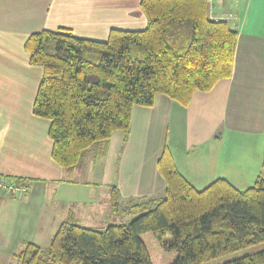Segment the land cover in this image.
<instances>
[{
	"label": "crops",
	"instance_id": "0c3cea01",
	"mask_svg": "<svg viewBox=\"0 0 264 264\" xmlns=\"http://www.w3.org/2000/svg\"><path fill=\"white\" fill-rule=\"evenodd\" d=\"M140 1L0 0V177L22 189L0 194L2 264H15L24 243L46 250L70 219L103 228L132 201L163 197L157 162L165 147L198 190L216 179L247 187L264 172V0H209L210 18L237 32L229 78L195 91L185 108L162 94L151 107L135 106L126 142L113 132L105 149L88 150L70 172L52 160L50 122L32 114L43 69L30 64L26 40L62 29L93 41L112 29L144 30ZM113 189L121 211L111 209Z\"/></svg>",
	"mask_w": 264,
	"mask_h": 264
},
{
	"label": "trees",
	"instance_id": "16d2710c",
	"mask_svg": "<svg viewBox=\"0 0 264 264\" xmlns=\"http://www.w3.org/2000/svg\"><path fill=\"white\" fill-rule=\"evenodd\" d=\"M140 9L144 30L112 29L105 41L41 31L25 42L30 64L43 69L32 114L50 122L51 158L66 172L88 150L105 149L113 132L126 142L135 106L162 94L185 108L195 91L231 76L237 32L210 18L209 0H141ZM157 167L163 197L132 201L122 212L138 216L128 224L70 219L46 250L24 243L15 264H204L253 249L219 264H264V172L244 190L225 179L198 190L167 147ZM111 209L121 211L116 189Z\"/></svg>",
	"mask_w": 264,
	"mask_h": 264
},
{
	"label": "rangeland",
	"instance_id": "374dc122",
	"mask_svg": "<svg viewBox=\"0 0 264 264\" xmlns=\"http://www.w3.org/2000/svg\"><path fill=\"white\" fill-rule=\"evenodd\" d=\"M227 22V21H226ZM229 24V22H228ZM230 26V25H229ZM253 183L251 185H247V187H240L239 190H244L246 188H249L250 186H252ZM249 186V187H248ZM243 188V189H242ZM201 190V189H200ZM138 216V214H132V215H129V214H125V213H121V214H118V215H114L112 216L110 219H106L107 221H109L108 223L106 224H111V225H116V224H128L131 220H133L134 218H136ZM103 219H100L97 221L100 222L102 221ZM106 221V222H107ZM95 222V220H94ZM105 224V226H106ZM104 226V225H103ZM255 249L253 250H249V251H244V252H240L238 255H235L233 257H229V258H226V259H223L221 261H217V262H208V263H204V264H219V263H222L223 261H226V260H230V259H233V258H237V257H240L244 254H248V253H251L252 251H254ZM6 255H4L3 253H0V264H2L3 262L6 261Z\"/></svg>",
	"mask_w": 264,
	"mask_h": 264
},
{
	"label": "built area",
	"instance_id": "2783aa9c",
	"mask_svg": "<svg viewBox=\"0 0 264 264\" xmlns=\"http://www.w3.org/2000/svg\"><path fill=\"white\" fill-rule=\"evenodd\" d=\"M21 191V187H18L14 181L12 182L4 177H0V194L15 196Z\"/></svg>",
	"mask_w": 264,
	"mask_h": 264
}]
</instances>
